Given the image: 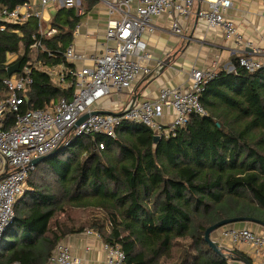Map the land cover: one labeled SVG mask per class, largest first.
I'll return each instance as SVG.
<instances>
[{
	"label": "trees",
	"instance_id": "1",
	"mask_svg": "<svg viewBox=\"0 0 264 264\" xmlns=\"http://www.w3.org/2000/svg\"><path fill=\"white\" fill-rule=\"evenodd\" d=\"M20 4L0 0V10ZM81 19L76 9H60L53 25L60 33L38 59L30 50L36 19L5 24V31L0 22V97L8 93V70L20 63V73L29 65L34 79L24 111L71 100L73 86L62 89L33 66L73 68L65 54ZM234 66L204 86L207 115H193L176 136L155 142L148 127L124 122L116 140L73 138L29 171L28 189L0 238V264H48L66 236L86 231L120 248L128 264H230L206 243L207 229L236 218L264 223V70L250 74L238 58ZM77 210L89 212L86 224L66 217Z\"/></svg>",
	"mask_w": 264,
	"mask_h": 264
},
{
	"label": "built area",
	"instance_id": "2",
	"mask_svg": "<svg viewBox=\"0 0 264 264\" xmlns=\"http://www.w3.org/2000/svg\"><path fill=\"white\" fill-rule=\"evenodd\" d=\"M197 0H106L109 4V21L106 32L105 51L92 58L91 67L68 73L65 67L48 68V74L58 87L75 88L71 100L62 98L47 110H26L28 101L25 90L33 85V68L25 66L22 73L4 81L7 96L0 97V238L15 217V204L25 193L31 163L49 155L54 150L68 147L73 138L104 135L116 140L117 127L124 122L142 124L151 129L155 136L170 138L176 136L179 129L186 127L193 115L205 117L207 112L200 101L204 86L214 80L218 70H193L189 88L160 91L154 101L130 103L120 113L91 115L96 105L116 92L129 91L142 77H152L149 66L151 55L145 36L154 31L152 20L164 15L171 17L170 30L176 36L185 34L182 20L192 16ZM207 8L197 13L199 21L208 30H222L228 41H240L234 23L226 19V12L232 7L231 0H202ZM263 1V0H259ZM43 9L50 6L57 9H76L79 15V0H40ZM31 5L17 6L15 9L0 10V22L21 24L31 17L40 18L39 13L31 11ZM57 33L56 29L40 32L32 36V50H42L43 40ZM65 58L68 63L85 59L77 55L73 47L67 49ZM239 66L253 74L264 70V60L240 56ZM40 66H43L40 64ZM69 76L74 80L69 81ZM173 113L169 125H161L164 111ZM88 120L76 127L85 115ZM121 115V116H119ZM9 117L13 120L10 121ZM104 144L99 149H104ZM85 234L101 239L98 234L86 231ZM234 245L245 244L264 254V235L248 229L229 228L223 233ZM107 264H128L124 252L118 248L104 245ZM21 264V263H15ZM48 264H84L75 256L70 247L59 243L53 251Z\"/></svg>",
	"mask_w": 264,
	"mask_h": 264
},
{
	"label": "crops",
	"instance_id": "3",
	"mask_svg": "<svg viewBox=\"0 0 264 264\" xmlns=\"http://www.w3.org/2000/svg\"><path fill=\"white\" fill-rule=\"evenodd\" d=\"M231 1L233 5L226 12L225 17L234 23L241 38L240 41H228L222 30L212 31L202 25L197 17L200 10L207 8V4L202 0H197L194 3V14L190 18L182 20L185 31L183 37L174 35L170 30V16L164 15L155 18L152 20L154 31L145 36L148 51L152 57L149 66L154 75L142 77L129 91L114 93L96 105L95 110L118 114L130 103L156 100L164 88H189L191 86L190 75L193 70H209L215 67L218 71L234 72V60L240 56L264 60V0ZM23 5H31V11L40 14V18L31 17L23 22L37 20V31L32 36L36 35L40 39V32H47L50 29L57 30L56 34L43 40L42 50H32L30 46L31 52L38 59V55L47 50L44 43L60 33V30L53 26L60 9L53 5L43 9L40 0L21 2L18 6ZM79 10L83 14L79 15L76 10L77 16L82 19L73 31V42L68 49L73 47L75 53L83 55L85 59L70 63L73 68H65L68 73L91 67L93 65L92 58L101 55L108 45L106 32L110 18L109 4L106 0H79ZM15 59V56L11 57V62ZM33 67L45 73L50 68L43 61L36 63ZM19 74L20 71L9 78ZM135 97L137 99L134 101ZM173 118V113L165 110L160 124L169 125ZM229 228L248 229L256 234L264 235V227L256 223L240 222L217 230L211 237L222 247L224 253H228L232 258V260L228 258L230 264H243L236 260L238 257L247 258L252 264H264L263 253L245 244L234 245L224 237L223 233ZM60 243L69 246L72 253L80 257L84 264H107V253L101 239L89 236L84 232L66 236Z\"/></svg>",
	"mask_w": 264,
	"mask_h": 264
},
{
	"label": "water",
	"instance_id": "4",
	"mask_svg": "<svg viewBox=\"0 0 264 264\" xmlns=\"http://www.w3.org/2000/svg\"><path fill=\"white\" fill-rule=\"evenodd\" d=\"M13 1H17V2H24V3H27L29 0H13ZM20 71V63H17L15 66L11 67L9 70H8V77H11L12 75H14L15 73H18ZM137 99V97L134 98V101ZM107 115L109 113L107 112H93L91 115ZM89 114L85 115L83 118H81V120L77 123L76 127H79L82 123H84L86 120L89 119V117L91 116ZM121 116V115H119ZM161 138L158 137V136H155L154 140L155 142H158ZM59 153V149H56L54 150L52 153H50L49 155L47 156H44V157H41V158H38V159H34L31 163V166L34 168V167H37L40 163L44 162V161H47V160H50L52 159L53 157H55L57 154ZM5 178V175H2L0 176V181H2L3 179ZM240 222H244V223H256L262 227H264V223L261 222V221H258V220H255V219H252V218H236V219H229V220H224V221H221L213 226H211L210 228L207 229V231L205 232V241L206 243L213 249V251L225 258V259H230L232 260V258L229 257L228 253H224V250L222 249V247L214 242L212 240V234L214 232H216L217 230L219 229H222L226 226H229V225H234L236 223H240ZM237 261L243 263V264H252L247 258H243V257H238L236 258Z\"/></svg>",
	"mask_w": 264,
	"mask_h": 264
},
{
	"label": "rangeland",
	"instance_id": "5",
	"mask_svg": "<svg viewBox=\"0 0 264 264\" xmlns=\"http://www.w3.org/2000/svg\"><path fill=\"white\" fill-rule=\"evenodd\" d=\"M32 58L34 59L35 55H32ZM49 175H50V173L48 172L44 176H47L48 179H51L52 175L51 176H49ZM27 187H28V184L25 186V190L28 189ZM66 217H69V218L72 217L71 219L73 220V222L76 223L75 225L86 224V222L88 221L89 212H84V211H81V210H77V211L71 212V214H68ZM59 218H60L61 221L66 219L64 217H59ZM167 263L169 264L170 262H167Z\"/></svg>",
	"mask_w": 264,
	"mask_h": 264
}]
</instances>
